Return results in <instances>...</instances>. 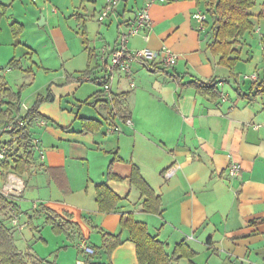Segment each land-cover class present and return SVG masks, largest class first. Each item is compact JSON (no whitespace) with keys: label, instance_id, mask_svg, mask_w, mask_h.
<instances>
[{"label":"crops","instance_id":"0c3cea01","mask_svg":"<svg viewBox=\"0 0 264 264\" xmlns=\"http://www.w3.org/2000/svg\"><path fill=\"white\" fill-rule=\"evenodd\" d=\"M146 1L121 0L100 21L107 0H0V68L10 69L0 70L3 82L9 88L6 77L12 69L33 75L30 84L41 74L48 77H41L38 87L48 95L37 98L43 99L39 117L48 124L33 130L45 157L36 155L30 177L0 168V187L10 196L6 186L21 183L18 208L20 199L34 195L39 216L46 217L43 209H49L74 223L68 240L59 235L62 242L52 252H69L72 244L76 262L87 261L83 243L97 249L102 234L120 233L122 217L133 213L169 253L187 242L197 252L193 264H264V92L256 87L264 71V21L255 20L254 30L239 38V60L230 69L208 49L211 23L194 17L203 7L192 0L157 2L149 11L152 27L130 38L127 47H169L178 55L177 64L165 68L135 61L130 75L112 71L111 52ZM14 22L24 26L17 46ZM12 60L17 61L14 68L8 66ZM52 75L57 80L49 81ZM94 79H107L111 91ZM195 79H215L221 98L202 94L191 84ZM111 97L130 113L129 119L113 112ZM82 118L102 127L91 131ZM116 156L120 160L112 173L117 179L108 175ZM234 162L241 172L230 177ZM134 165L161 197V214L142 211L143 198L130 181ZM171 168L175 173L166 178ZM101 183L122 198L114 213L97 209L95 186ZM0 218L7 219V213ZM33 227L15 233L21 250L20 242L34 235ZM122 236L127 239L126 232ZM89 259L139 264L129 240L111 257L99 250ZM172 264L190 261L181 258Z\"/></svg>","mask_w":264,"mask_h":264},{"label":"trees","instance_id":"16d2710c","mask_svg":"<svg viewBox=\"0 0 264 264\" xmlns=\"http://www.w3.org/2000/svg\"><path fill=\"white\" fill-rule=\"evenodd\" d=\"M203 7V12L212 18V24L208 21L205 25L209 26L212 33V41L208 44L209 51L214 56H219V64L232 69L239 60L240 50L236 45L240 37L247 32L253 31L255 21L252 20L250 11L256 6V0H192ZM2 13H0V17ZM256 20L264 21V2L260 12L256 15ZM24 26L18 22L11 24L12 34L15 39V45L20 44V36ZM264 46V36L262 37ZM264 56V50H263ZM17 61L12 60L8 66L14 68ZM4 68L1 67L0 70ZM99 86H105L107 79L99 81L94 79ZM198 91L206 96H210L213 100L221 98V92L217 87V81H202L195 79L191 81ZM256 87L259 91L264 92V71L258 75ZM22 90L15 93L7 87V83L3 82L0 76V119L3 123L14 122V128L10 131L0 133V153L7 149L5 159L0 161V168L5 171H14L20 175L27 174L30 177L31 170L35 159L39 157L38 153L31 147V137L34 135L33 122L39 117V107L43 99H38L21 118L25 122L24 127H19L14 113L19 110L21 102ZM113 104V112L124 120L129 119L130 113L121 108L117 98L111 97ZM83 119V118H82ZM83 124L89 125L91 131L99 130L102 125L100 122L91 119H83ZM17 149L15 150V148ZM21 149H23L22 152ZM38 157H37V156ZM40 158V157H39ZM120 160L118 156L109 166L108 175L110 178H118L112 173V165L115 161ZM130 181L139 192L142 202V211L149 214L162 213V199L156 194L152 186L143 177L138 166L134 165L130 175ZM95 201L97 209L101 213H114L121 204L122 198L116 194L105 183L95 186ZM0 213L5 211L9 205L7 197L0 193ZM14 203V202H11ZM17 204V203H16ZM37 209V207H36ZM42 210L35 211L39 214ZM46 214V220L51 224L52 228L61 235L69 234L74 223L62 220L56 213L49 209H43ZM32 218H30L31 220ZM31 223V221H30ZM29 223V224H30ZM6 219L0 218V264H58L45 258H40L31 249L22 251L16 242L15 231L9 225ZM121 232L118 234L104 232L102 234V244L94 249L93 254L87 255V264H112L99 261H91L89 258L97 255L98 251H103L108 257L121 246L126 240L133 242L136 246V255L139 264H172L175 259L186 258L193 264L192 259L197 256L191 246L181 241L173 249L172 253L168 252L167 245L161 241L158 236L150 232L148 225L135 218L133 213H129L122 217L120 221ZM126 232L127 239H124L122 233Z\"/></svg>","mask_w":264,"mask_h":264},{"label":"built area","instance_id":"2783aa9c","mask_svg":"<svg viewBox=\"0 0 264 264\" xmlns=\"http://www.w3.org/2000/svg\"><path fill=\"white\" fill-rule=\"evenodd\" d=\"M166 0H147L144 7H142L136 14V17L132 23V25L129 27L128 31L125 33H122L119 37V43L117 47L111 52V70H117L125 75H130L132 72V65L135 61H140L147 63L148 65L154 66V67H165L170 68L174 67L178 62V55L174 53L169 47H163L160 50H151L148 48L131 51L127 47V43L130 37L135 36L139 34L143 30H148L152 27V20L150 17V8L153 4L157 2H164ZM120 0H107L106 6L104 7L102 13H101V20L106 19L110 14H112L114 11H116V8L119 5ZM194 17L199 22H204L206 20V15L202 11H198ZM4 71H10L9 68L3 69ZM253 79L257 78V75L251 76ZM105 92L111 91V86L107 83L104 86ZM31 106L21 101L19 103V110L18 114L15 116V120L17 121V124L19 127H24L25 122L22 120V114L21 112H28L30 110ZM47 125L46 120L37 118L33 122V128H42ZM14 122H5L3 123L0 119V133H3L5 131H10L14 128ZM259 126H256L258 128ZM115 129L110 130V132H113ZM31 147L35 150L36 153H38L40 159H44L45 153L44 149L41 146V141L37 136L31 137ZM7 149H4L0 153V161L5 159ZM1 172V170H0ZM241 172V166L240 164L234 162L231 164L229 168V176L230 177H237L240 175ZM175 173L174 169H169L165 172L166 178H171ZM5 189H9L11 193L9 194H20L22 192V187H16L15 185L11 184L9 186H6ZM4 189V191H6ZM3 192V190H2ZM6 193V192H5ZM4 194V192H3ZM16 207H15V206ZM37 205H35L36 207ZM8 211L10 212V226L14 229L15 232H22L27 227V223H22L20 220V217L17 212V204H13L11 207H9ZM83 252L88 254H93L94 250L86 245L82 244ZM77 264H87L84 260H79Z\"/></svg>","mask_w":264,"mask_h":264},{"label":"rangeland","instance_id":"374dc122","mask_svg":"<svg viewBox=\"0 0 264 264\" xmlns=\"http://www.w3.org/2000/svg\"><path fill=\"white\" fill-rule=\"evenodd\" d=\"M263 2H264V0H256V6L250 11V13L252 14V20L253 21L256 20V15L260 12ZM100 21H103V20H100ZM206 21H207V15H206V20L204 22H202V23H205ZM208 22H210L212 24V18L210 16L208 18ZM139 34H137V35H139ZM137 35H135V36H137ZM135 36H132V37H135ZM132 37H130V38H132ZM130 38H129V40H130ZM22 59L24 61V58H22ZM1 72L2 71H0V73ZM7 74L8 75H7L6 79L8 81L9 88L15 93H17L20 90H22L21 99H22V101L24 103H26L28 105H31L34 101L37 100L38 97H40V96L46 97L48 95V91H47L46 88L45 89H39L38 88L39 87V83L44 81V80L40 81L39 79L41 77H44V79L48 78L44 74L39 75L38 79L33 84H30V82H31V79L34 78V76L31 75V74H28L24 70L12 69V72L7 73ZM52 78H54V80H57L56 79L57 76H54V75H52L51 78H49L48 80L49 81L53 80ZM16 149H17V147L15 148V150ZM22 151H23V149H21L20 152H22ZM1 174L2 173L0 172V176H1ZM20 187H22L21 183H20ZM0 193L2 195H4L3 192H2V187H0ZM20 194L18 195V194H13L12 193V194H9L10 196H7L6 194L4 195L10 201L7 209L5 210V212L7 213V217H8L6 219L7 222L10 221L9 218L11 217L10 216V212L8 211V209L14 203L16 204L17 199L20 196ZM27 198H28L27 200L20 199V201L18 202V206H19V204L21 206V208L17 207L18 208V215H19L20 220H21L22 223H27V227L25 228V230H27L30 227L34 226L32 228L33 229L32 232H34V235H31L27 240L23 239V242H20V244H22L21 246H23L22 250H27V249L33 247L34 248L33 250L37 254H39V256L45 257V258L49 259L52 262H57L58 264H77L76 261H73V258H75L74 254H76V250L74 249L72 244H69L70 245V249L68 248L70 250L69 252L65 248L62 249L63 252H61V249H59V251L52 252V250L54 248L58 247L57 243L59 244V242H62V241H59V238H57L59 236V234H57V232H55V230L52 228L51 224H49L47 222L45 216H39V214H37L34 211V209L36 207H38L37 201H35V199H33V198H35V196L34 195H29V197H27ZM11 202H14V203H11ZM36 204H37V206L35 207ZM0 206H1V202H0ZM28 214L32 215L33 218L31 220H30V217H28ZM30 221H31V223H30ZM29 231H31V230H29ZM61 235H64V237H65L64 239L68 240L66 233H62ZM42 237H43V239H42ZM46 242H48V244ZM70 253H72V254H70ZM67 257L70 258L69 261H66V260H68V259H66Z\"/></svg>","mask_w":264,"mask_h":264},{"label":"water","instance_id":"95a60500","mask_svg":"<svg viewBox=\"0 0 264 264\" xmlns=\"http://www.w3.org/2000/svg\"><path fill=\"white\" fill-rule=\"evenodd\" d=\"M42 19H43V17H42Z\"/></svg>","mask_w":264,"mask_h":264}]
</instances>
